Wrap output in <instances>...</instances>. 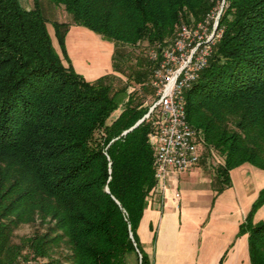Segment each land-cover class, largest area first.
Wrapping results in <instances>:
<instances>
[{
	"label": "trees",
	"instance_id": "16d2710c",
	"mask_svg": "<svg viewBox=\"0 0 264 264\" xmlns=\"http://www.w3.org/2000/svg\"><path fill=\"white\" fill-rule=\"evenodd\" d=\"M40 1L27 10L0 0V264H125L133 251L150 264L137 238L156 183L149 136L157 118L143 119L155 100L149 54L167 48L181 25L199 23L213 3L48 0L71 17L52 23L59 55ZM71 26L113 45L111 73L87 81L75 72L65 46ZM216 33L185 92V113L206 155L221 160L220 192L232 169L264 170V0H226ZM141 44L148 52L138 49L131 66L123 49ZM262 205L264 188L239 226L250 264H264V221L253 222ZM37 221L40 231L13 244L20 225Z\"/></svg>",
	"mask_w": 264,
	"mask_h": 264
},
{
	"label": "crops",
	"instance_id": "0c3cea01",
	"mask_svg": "<svg viewBox=\"0 0 264 264\" xmlns=\"http://www.w3.org/2000/svg\"><path fill=\"white\" fill-rule=\"evenodd\" d=\"M79 40L95 45L97 51L77 54L73 46ZM65 46L75 57V72L85 80L111 73L113 45L91 31L71 26ZM203 158L204 170L171 173L164 191L153 193L143 211L137 238L150 264H250L248 236L239 234V226L264 188V170L248 164L232 169L230 186L217 192L216 173ZM259 221H264V205L253 217L254 223ZM138 255L137 251L127 253L125 264H139Z\"/></svg>",
	"mask_w": 264,
	"mask_h": 264
},
{
	"label": "built area",
	"instance_id": "2783aa9c",
	"mask_svg": "<svg viewBox=\"0 0 264 264\" xmlns=\"http://www.w3.org/2000/svg\"><path fill=\"white\" fill-rule=\"evenodd\" d=\"M226 0H209L213 11L194 26L181 25L175 38L160 52L152 50L149 60L155 63L152 86L155 100L143 119L155 116L156 131L150 134L153 146V193L163 192L171 173H182L194 168L200 159L195 131L183 118L186 85L198 78L207 64L212 48L219 38L216 33L218 18ZM142 121V120H141ZM175 198L180 197L176 193ZM140 259V254L138 255ZM25 264H38L27 261Z\"/></svg>",
	"mask_w": 264,
	"mask_h": 264
},
{
	"label": "rangeland",
	"instance_id": "374dc122",
	"mask_svg": "<svg viewBox=\"0 0 264 264\" xmlns=\"http://www.w3.org/2000/svg\"><path fill=\"white\" fill-rule=\"evenodd\" d=\"M18 3L20 5L21 8L23 9H30L32 8L33 6V2L32 0H18ZM40 7H41V11H42V15L44 16V18L46 19L47 21V30L51 36V39H52V44L55 48V50L57 51V53L59 55H61V52L59 50V47H58V44H57V41H56V38L54 37V32H53V28H52V23L53 22H65V23H70L71 22V17L70 15L62 8V7H57L55 6L54 4H52L51 2H49L48 0H41L40 1ZM212 8V9H211ZM207 13L211 12L213 10V5L211 7ZM206 13V14H207ZM219 19V18H218ZM181 26L178 28V30H180ZM177 30V31H178ZM98 39H100V37L98 36ZM174 39L172 38L169 45L172 43ZM102 41V40H101ZM112 45V44H111ZM92 44H90L88 41H84V40H79L77 42V44H74L73 46V49L78 53H85V52H91L95 49V52L97 51V48L95 47L94 49L92 48ZM142 48H144V45L141 44L139 45V47L137 48H124L123 50L126 51V52H130L131 54V66L134 65V58H137L138 56V49L142 50ZM132 50V51H131ZM143 51V56H144V53L148 52L146 50H142ZM66 52H67V56H68V59L70 61V63L72 64L73 66V59L75 58H71L69 53H68V50H67V46H66ZM147 54V53H146ZM85 59V62L89 65L91 64V62L87 59V58H84ZM64 65L65 62H63ZM119 78H121V80H123L125 82V77L123 76H120L118 74H116ZM84 79L85 77L83 75H81ZM136 88V87H134ZM133 86H130L128 88V92H132L134 90ZM139 91V94H142V91L139 90V88L137 87V89ZM144 91V90H143ZM143 97V100H144V106L148 105L150 103V93H145L144 95H142ZM142 100V99H141ZM123 106H120L119 109H117L116 111H114L109 119L107 120V123H110L112 120H114L118 114L120 113V111L122 110ZM198 151H199V154H200V159H199V162L198 164L190 169V170H204L205 168L202 166L201 164V160H204L203 157H201L202 153H203V156H205V160L207 158V160L205 161V164L208 166L207 168L209 170H213L215 171V169L217 168V166L219 165L217 163V161L221 162V160L217 157V156H213V155H209L207 156L205 152H207V150H203V147L200 145L198 146ZM211 165V167H210ZM189 171V170H188ZM186 171V172H188ZM216 172V171H215ZM183 173V172H182ZM44 226L43 225H40V223L37 221L35 223H31V224H23V225H20L15 231H14V235H13V238H12V242L13 244H19L23 239L25 238H28V237H31L33 236L37 231H40ZM24 253V252H23ZM22 260V259H20ZM31 261V260H29Z\"/></svg>",
	"mask_w": 264,
	"mask_h": 264
},
{
	"label": "bare ground",
	"instance_id": "6f19581e",
	"mask_svg": "<svg viewBox=\"0 0 264 264\" xmlns=\"http://www.w3.org/2000/svg\"><path fill=\"white\" fill-rule=\"evenodd\" d=\"M212 11H213V10H212ZM212 11H211V12H212ZM211 12H209L208 15L211 14ZM95 47H96L95 45L92 46L93 49H94ZM96 48H97V47H96ZM97 49H98V48H97ZM195 79H196V78H195ZM195 79H194V80H195ZM194 80L190 81V83H188V84L186 85V91L190 88V85H191V83H192ZM183 118H184L185 123L188 124V123H187V120H186V113H185V100H184V107H183ZM40 264H41V263H40Z\"/></svg>",
	"mask_w": 264,
	"mask_h": 264
}]
</instances>
